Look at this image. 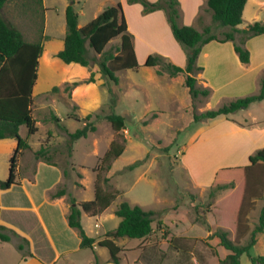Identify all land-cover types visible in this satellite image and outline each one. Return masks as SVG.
Returning <instances> with one entry per match:
<instances>
[{
    "label": "rangeland",
    "instance_id": "374dc122",
    "mask_svg": "<svg viewBox=\"0 0 264 264\" xmlns=\"http://www.w3.org/2000/svg\"><path fill=\"white\" fill-rule=\"evenodd\" d=\"M100 1L75 0L74 7L79 12L80 23L85 24L94 17ZM256 1L248 0L245 4L241 22L243 28L254 21H264V6H257ZM44 3L51 6L46 15L38 0H9L1 10L2 16L19 28L25 39L36 40L43 34L45 15V33L56 38L63 37V7L69 0H44ZM201 16H205L203 11L199 20ZM209 25L218 36H222L221 33L227 28L219 27L218 23L212 21ZM119 42V37L111 39L105 50L116 53ZM42 44L31 104L37 130L29 134L26 126L21 125L19 133L27 139L34 151L27 146L23 147L25 151L21 154V161L22 167L26 164L35 170L38 161H42L35 153L41 146H46V155L51 164L42 161L44 164L39 166L36 182L32 184L26 179H32V175L24 174V168L16 173V177L23 179V183L30 189L48 228L52 249L36 239L34 245L39 248L38 252L47 260L52 257L50 264H112L109 262L108 249L99 246L97 241L118 225L120 217L115 214V210L120 202L126 200L144 209H152L156 214L152 222L153 230L146 238L114 239L120 247L121 264H219L213 247L208 243L209 231L205 224L196 220V213L207 208L212 199L210 183L217 168L235 165L233 163H248V159L240 154L249 143V138L232 132L229 123L236 118L254 116L259 120L241 123L252 124L254 129L262 127L264 100L252 103L249 109L241 108L228 114V121L219 120L207 130V125L220 116L194 122L192 111L200 113L215 108L227 99L220 101L216 94L208 104V98L198 97L193 100L192 109L182 78L159 75L152 67L144 65V60H138L139 66L136 69L116 72L117 103L111 108L108 84L96 63L83 66V70L79 65L49 64L46 39ZM87 47L89 56L100 58V54ZM262 50L256 52V55L262 54ZM91 75L92 80L89 79ZM73 82L78 84L72 87ZM197 83L204 85L199 79ZM53 86L59 90L52 91ZM111 111L125 117V128L121 130L123 135L115 132L106 119L105 116ZM72 113L77 114L79 119L70 117ZM53 115L59 117V122L53 119ZM87 115L89 118L86 120ZM85 120L92 122L95 129L76 140L70 149L68 133L81 127ZM113 141L123 144L124 150L110 161L111 167L108 169L106 165L101 166L100 160ZM167 145L170 147L166 151ZM7 155L3 150L0 153V167L5 173L4 177L8 175ZM135 161L139 164L129 168ZM104 178H107V182ZM96 182L104 189L118 190L119 193L101 213L95 216L81 213L82 227L95 241L92 248H80L77 230L67 225L64 215L69 213L72 199L75 201L73 204H77L94 197ZM61 188L65 194L52 197ZM235 191L229 190L228 197L232 198ZM20 193L21 188L16 187L5 197L16 202ZM228 197L217 201L214 206L220 218L225 216L230 199ZM262 205L263 199L256 198L248 208L244 218L247 233L241 238V243L248 238L257 223ZM5 246L9 249L5 253L1 251V263L16 262L20 257L19 249L11 244ZM55 252H58L57 256ZM250 254L264 255V230L258 234ZM240 264H252L247 254L241 255Z\"/></svg>",
    "mask_w": 264,
    "mask_h": 264
},
{
    "label": "trees",
    "instance_id": "16d2710c",
    "mask_svg": "<svg viewBox=\"0 0 264 264\" xmlns=\"http://www.w3.org/2000/svg\"><path fill=\"white\" fill-rule=\"evenodd\" d=\"M8 1L0 0V138L14 137L18 143L9 158L8 176L0 181L1 188H8L15 183L18 153L21 148L27 146L19 134V126L25 125L29 134L37 130L31 112L32 89L37 78L38 59L43 49L42 41L49 38L48 35L42 34L36 40L25 39L22 31L1 15V10ZM246 1L206 0L207 8L211 12V21L218 23L219 27H227L221 33L222 36H218L212 31L211 25H204L201 29H197L192 25L183 24L179 0H156L154 2L127 0L128 3H140L143 13L156 9L164 11L172 34L185 53V65H176L159 53L149 54L144 65L152 67L159 75L166 74L171 78H182L190 97V108H194L193 100L198 97L208 98L211 94V88L198 84L196 77V74L203 69L197 64V59L204 44L211 40L232 41L239 60L243 64L249 63L250 51L245 46V42L252 36L264 33V21H254L245 28L238 27L242 22V12ZM38 2L42 7V0ZM74 2L75 0H69L65 8L64 46L56 56L65 63L75 62L82 66L96 63L99 66V72L108 84L110 106L113 108L117 103L118 77L116 72L128 68L136 69L139 66L133 47V35L127 30L125 16L119 2L106 6L81 27H78L79 13L74 7ZM199 18L200 16L198 20ZM115 37L120 38L117 52L105 50L106 44ZM87 45L96 54H100V58L89 56ZM89 79L92 80V75ZM77 84L78 82H73L71 86ZM51 90L56 92L59 88L53 86ZM262 99H264V75L259 79L256 92L227 99L219 106L208 108L200 113L192 111V121L198 122L222 115L227 116ZM70 117L75 120L79 119L75 113L70 114ZM105 117L112 129L123 135L121 130L125 128V117L115 111H111ZM87 118L89 115L85 117L86 120ZM53 119L56 122L60 120L56 115H53ZM86 120L81 127L68 133L70 149L76 140L85 137L89 131L95 129L94 124ZM169 147L170 145H167L165 150H169ZM123 150V144L113 141L101 157V166L106 165L109 169L110 161L120 156ZM46 151V146H41L35 154L37 158L51 164ZM138 164L139 162L135 161L129 165V168H134ZM103 180L107 182V178ZM231 189H236L232 198L228 197V191ZM209 192L211 201L206 206L207 208L196 213L195 218L206 225L209 231L208 243L213 247L218 263L240 264V257L245 253L252 264H264V255L250 254L251 248L257 242L258 234L264 230V146L248 156L247 164L217 168L210 183ZM118 193V190L104 189L96 182L92 199L83 200L77 204H73L74 199L71 200L72 205L66 215V221L69 227L77 230L80 248H92L95 241L93 237L85 233L80 221L81 213L85 212L90 216L101 213ZM63 194L65 190L61 188L52 194V197H60ZM225 197L230 199L227 202L225 216L220 218L214 206L217 201ZM256 198L263 199L258 221L250 231L248 238L241 243V238L247 233L244 224L245 214ZM115 214L120 217L118 225L107 231L97 243L108 249L109 262L121 264L120 247L114 239L119 237L142 239L149 236L153 230L152 222L156 211L144 209L138 204H131L124 200L117 206ZM229 234H232L231 238ZM10 238L5 227L0 225V240L9 241ZM27 244L28 241L24 238L17 244V248L22 251L24 257L32 256V253L26 249Z\"/></svg>",
    "mask_w": 264,
    "mask_h": 264
},
{
    "label": "crops",
    "instance_id": "0c3cea01",
    "mask_svg": "<svg viewBox=\"0 0 264 264\" xmlns=\"http://www.w3.org/2000/svg\"><path fill=\"white\" fill-rule=\"evenodd\" d=\"M149 1L154 2L156 0ZM118 2L121 4L122 12L125 16L127 30L133 35V47L137 61H145L149 54L155 52L167 57L176 65H185V53L175 40L163 10L156 9L148 13H143V7L138 2L128 3L127 0H101L96 14L93 16L95 17L99 14L104 9L106 4L115 5ZM179 2L182 10L181 22L183 24L192 25L197 29H201L202 26L210 24L211 15L207 8L206 0H179ZM263 3L264 1H256L257 6L262 7L264 6ZM67 4L68 3H65L63 7L64 13ZM42 8L44 9L43 14L46 15L51 6L46 5L44 0H42ZM2 11L1 15L3 14ZM202 11L205 13L206 17L201 16V19L198 20ZM45 15L43 34L48 35L45 33L47 24V17ZM83 25V23H80L78 16V27ZM238 27L243 28L241 24H239ZM64 35L59 38L48 35L49 38L46 39V41L48 42L47 56H49V59L47 62L49 64H70L73 67L79 65L83 70V66L79 63H65L56 56L57 52L64 46ZM246 47L250 51V61L247 64H243L234 50L232 41L219 42L217 40H211L203 45L197 59V64L203 69L200 73H198L199 75L197 78L205 86H209L211 88V95L207 100L208 104L212 99H214L216 94H218L217 99L222 101L224 99L244 96L258 90L259 78L264 70V35L252 40H247ZM260 49H263L262 54L256 55V52L260 51ZM49 78L50 77H48V79ZM263 100L264 99L261 101ZM250 105H252V103ZM250 105L245 109H249ZM223 116L224 115L213 119L212 122H210L211 124L207 125V130H210V127L219 120L228 121L227 117L225 116L226 118H223ZM236 119H233L234 122L230 121L229 127L232 132L242 134L246 138H249V143L240 154L241 156L243 155L244 158L248 159V156L252 154V152L264 146V125H261L262 127L257 125V129H254L252 128L253 126H251L252 124L241 123L247 122V120L252 122L259 120L254 116H251L250 118L242 117V119ZM23 139L25 140L27 147L30 148L27 139ZM245 141L247 142V140ZM17 143V139L14 137L0 138V153L3 150V152L8 153L7 156L10 158L17 147ZM30 150L32 149L30 148ZM24 151L25 148H21L18 153L19 156L17 157L16 162V173L17 170H20V168H24L26 170L24 171V174L32 175V179L29 177L26 178L27 181L32 184L36 182L39 166L44 164V162L38 161L37 168L35 170L33 168H28L26 164L22 167L21 154ZM240 160L241 159L238 158V161ZM239 163H241V161ZM233 164L238 165L236 163ZM4 174L3 169L0 167V181L7 178L8 175L4 177ZM22 176L24 175L22 174ZM15 180V183L8 188L0 187V225L4 226L5 230L11 236L9 241L0 240V258L3 256L2 252L5 253V251L9 249L5 248V245L11 244L18 250L17 244L22 242V239L24 238L28 241L26 249L32 253V256L24 257L22 251L18 250L20 252V257L12 264H50L52 257H50V259L48 258V260L45 259L42 253L38 252L39 248L34 245V242L37 239L39 240V243H46L52 249V243L50 241V237L48 236V228L45 225L40 210L30 193V189L23 183V179L16 177ZM16 187L21 188V193L17 196L18 199H15V202L13 199L5 197V195L11 193ZM23 200L25 203H21ZM64 216L66 219V215ZM57 254L58 252L54 253L56 256ZM0 264H2L1 261Z\"/></svg>",
    "mask_w": 264,
    "mask_h": 264
}]
</instances>
